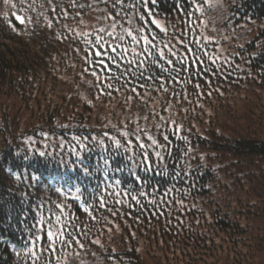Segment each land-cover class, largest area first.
<instances>
[{
  "label": "trees",
  "instance_id": "16d2710c",
  "mask_svg": "<svg viewBox=\"0 0 264 264\" xmlns=\"http://www.w3.org/2000/svg\"><path fill=\"white\" fill-rule=\"evenodd\" d=\"M210 1L0 0V264H264V0ZM133 12L186 58L168 91L92 62Z\"/></svg>",
  "mask_w": 264,
  "mask_h": 264
},
{
  "label": "snow or ice",
  "instance_id": "6c2138e0",
  "mask_svg": "<svg viewBox=\"0 0 264 264\" xmlns=\"http://www.w3.org/2000/svg\"><path fill=\"white\" fill-rule=\"evenodd\" d=\"M138 2L139 0H133V2L125 4V0H113V6L115 7L116 4H119L121 8H134L135 3ZM137 11L139 10L137 9ZM113 19L114 23L111 26L115 30L116 20H123L119 10L115 13ZM150 23L156 25L160 32H164L167 35L166 29L161 27L156 21L153 20ZM146 30L143 23L137 25L136 13L133 12L127 20V27L123 28V34L113 35L112 33H108L111 40H105L103 35L96 36L93 43L96 45L98 51L93 52L94 58L92 62L99 64L105 72L111 73L110 78L113 81L119 82L123 79L127 83L128 80L126 77L128 76L139 80H158L161 81L158 87L163 88L164 91H168L165 84L168 82H177V77L187 70L186 58H182L179 49L171 43V37L165 42L158 39L157 36L144 35L143 33ZM106 31V28L98 29V32L101 34ZM129 55L132 59H127ZM96 57L100 59L97 60L95 59ZM197 59L199 60L200 58L198 57ZM93 75H95V72H93ZM132 91H135V88ZM159 128L160 126L158 125L157 132H159ZM120 135L126 138L128 136L135 137L138 145V155L142 157L145 171L149 170L147 164L152 159L151 152L155 153V158L160 162L164 161V154H171V149L168 147V144L164 143L169 139L167 135H163L164 142L160 141L156 135L149 134L148 130L141 128L133 129L129 132H121ZM142 136L145 139L142 140ZM116 143L117 147H119V141ZM44 155L43 152L40 153V156ZM139 194L143 196L144 192L141 191ZM76 198L79 199V197ZM132 199L135 200L136 197L133 196ZM57 207H60V205L57 204ZM100 207H104V202H101ZM84 211L87 213L88 208H85ZM39 222L44 223V221ZM59 223V216L56 217V223L52 221L47 222V235L50 241L63 242L61 237L64 233L60 231L58 227Z\"/></svg>",
  "mask_w": 264,
  "mask_h": 264
},
{
  "label": "rangeland",
  "instance_id": "374dc122",
  "mask_svg": "<svg viewBox=\"0 0 264 264\" xmlns=\"http://www.w3.org/2000/svg\"><path fill=\"white\" fill-rule=\"evenodd\" d=\"M215 1L214 0L210 1V7H211L210 10L212 12L211 14L214 17V21L215 19L221 21L222 15H224V10L221 7H217ZM97 22L98 20L92 19V20H86L84 24L86 25V29L90 30L91 29L90 25L94 26Z\"/></svg>",
  "mask_w": 264,
  "mask_h": 264
}]
</instances>
